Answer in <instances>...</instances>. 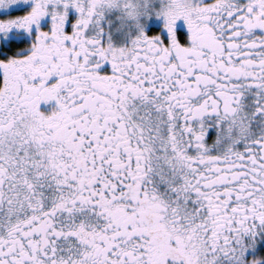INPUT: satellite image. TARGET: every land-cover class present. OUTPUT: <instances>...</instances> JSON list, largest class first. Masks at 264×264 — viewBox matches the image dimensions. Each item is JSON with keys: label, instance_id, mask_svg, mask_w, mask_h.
<instances>
[{"label": "snow or ice", "instance_id": "6c2138e0", "mask_svg": "<svg viewBox=\"0 0 264 264\" xmlns=\"http://www.w3.org/2000/svg\"><path fill=\"white\" fill-rule=\"evenodd\" d=\"M0 264H264V0H0Z\"/></svg>", "mask_w": 264, "mask_h": 264}]
</instances>
